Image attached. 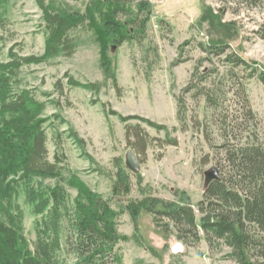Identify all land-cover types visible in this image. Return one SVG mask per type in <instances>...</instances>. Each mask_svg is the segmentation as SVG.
Segmentation results:
<instances>
[{"label":"rangeland","instance_id":"rangeland-1","mask_svg":"<svg viewBox=\"0 0 264 264\" xmlns=\"http://www.w3.org/2000/svg\"><path fill=\"white\" fill-rule=\"evenodd\" d=\"M56 1L82 14L92 0ZM121 1L130 9L147 2L151 14L139 43L109 45L116 85L103 74L99 46L84 23L68 34L73 44L69 54L21 68L20 88L29 90L44 106L49 162L55 155H63L66 167L91 191L110 199L114 210L141 199L134 175L124 167L128 150L137 159L148 195L172 201L173 193L185 192L195 207L202 199L206 171L216 168L220 178L227 179L225 148L264 143V88L252 68L225 59L236 51L247 64L264 66V0L254 4L240 0ZM208 10L222 11L223 22L236 24L235 30L221 33V37L212 34L214 41L230 45L221 56L208 54L210 27L202 19ZM45 41L35 1L9 0L6 22L0 28V62L8 60L9 50L19 57L41 56ZM70 82L95 87L88 91ZM204 90L214 91L218 110L205 106L199 95ZM179 99L186 113L184 123L177 117ZM115 114L132 119L121 123ZM62 120L83 140L85 154L92 160H86L68 138ZM142 120L164 129L150 128ZM120 166L129 173L131 187L127 195L113 198L111 187ZM70 195L74 197L75 192ZM24 211L26 235L32 242V218L26 208ZM116 223L119 235L129 239L115 247L118 264H236L225 247L210 248L203 240L182 244L168 232L162 236L149 216L138 220V233L127 214L120 215ZM144 244L160 257L151 255ZM254 257L264 264L261 256Z\"/></svg>","mask_w":264,"mask_h":264},{"label":"trees","instance_id":"trees-1","mask_svg":"<svg viewBox=\"0 0 264 264\" xmlns=\"http://www.w3.org/2000/svg\"><path fill=\"white\" fill-rule=\"evenodd\" d=\"M34 1L44 23V53L38 57H19L9 50L8 60L0 62V264H118L120 258L115 247L129 240L117 231L116 221L122 214L130 217L135 233L138 220L149 216L164 237L171 233L182 244L203 240L210 248L216 245L227 248L228 257L236 264H262L254 255L264 259V143L225 148L227 179L211 183L195 207L185 192L173 193L172 201L148 195L139 174L134 177L141 199L116 211L110 199L91 191L66 167L63 155H55L53 162H49L43 128L48 118H42L43 104L29 90L20 88L19 71L69 54L73 49L69 32L87 23L99 46L100 68L107 79L115 82L109 45L139 43L151 7L147 2L130 9L121 0H92L80 14L56 0ZM240 2L254 4L256 0ZM8 3L9 0H0V28L6 22ZM141 15L143 18L139 19ZM202 19L210 27L208 54L223 55L230 45L214 41V35L221 37V33L232 32L236 24L223 22L222 11L208 10ZM225 59L235 66L252 68L253 76L264 88V66L247 64L236 51ZM70 84L88 91L95 87ZM199 95L204 97L208 109L218 110L213 90H204ZM181 101L177 100V117L184 123L186 113L181 110ZM115 115L121 123L132 119ZM142 121L150 128L164 129L148 120ZM61 123L67 125L68 138L82 156L92 160L73 128L64 120ZM133 135L141 139L137 132ZM114 179L111 196L127 195L130 175L123 166L118 168ZM70 191L75 192L74 197ZM25 208L32 218V242L25 231ZM144 247L151 255L160 257L152 247L145 244Z\"/></svg>","mask_w":264,"mask_h":264},{"label":"water","instance_id":"water-1","mask_svg":"<svg viewBox=\"0 0 264 264\" xmlns=\"http://www.w3.org/2000/svg\"><path fill=\"white\" fill-rule=\"evenodd\" d=\"M124 167L134 176L140 174V167L133 153L128 150L124 156ZM221 178L216 168H211L204 173V190L213 182H220Z\"/></svg>","mask_w":264,"mask_h":264}]
</instances>
